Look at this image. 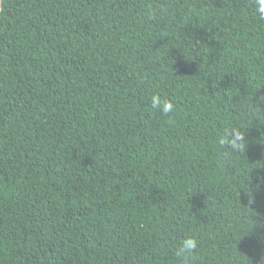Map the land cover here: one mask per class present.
I'll return each mask as SVG.
<instances>
[{
  "label": "trees",
  "instance_id": "1",
  "mask_svg": "<svg viewBox=\"0 0 264 264\" xmlns=\"http://www.w3.org/2000/svg\"><path fill=\"white\" fill-rule=\"evenodd\" d=\"M262 176L252 0H0V264H264Z\"/></svg>",
  "mask_w": 264,
  "mask_h": 264
},
{
  "label": "clouds",
  "instance_id": "2",
  "mask_svg": "<svg viewBox=\"0 0 264 264\" xmlns=\"http://www.w3.org/2000/svg\"><path fill=\"white\" fill-rule=\"evenodd\" d=\"M252 6L257 19L264 21V0H252ZM150 107L164 115L173 113L175 110L173 101L159 93L151 95ZM244 133L245 131L229 124H225L218 130L217 143L224 150L223 154L225 157L230 156L233 152L241 151L245 142ZM259 182L264 183V176L259 178ZM198 247V239L194 235H186L180 241V246L175 255L181 260V264H190Z\"/></svg>",
  "mask_w": 264,
  "mask_h": 264
}]
</instances>
